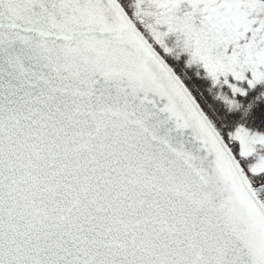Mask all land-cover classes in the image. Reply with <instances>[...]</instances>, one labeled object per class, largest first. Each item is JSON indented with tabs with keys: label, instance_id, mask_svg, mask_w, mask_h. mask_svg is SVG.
<instances>
[{
	"label": "water",
	"instance_id": "water-1",
	"mask_svg": "<svg viewBox=\"0 0 264 264\" xmlns=\"http://www.w3.org/2000/svg\"><path fill=\"white\" fill-rule=\"evenodd\" d=\"M0 264H264V208L115 0H0Z\"/></svg>",
	"mask_w": 264,
	"mask_h": 264
},
{
	"label": "trees",
	"instance_id": "trees-1",
	"mask_svg": "<svg viewBox=\"0 0 264 264\" xmlns=\"http://www.w3.org/2000/svg\"><path fill=\"white\" fill-rule=\"evenodd\" d=\"M117 1L188 87L220 135L238 155L264 205V170L253 172L259 165V157L264 156V142L257 144V153L244 159L235 138L240 129L264 136V79L250 84L249 76L237 82L231 75L212 74L206 64L194 56L195 47L192 42H186L185 34L172 31L162 22L169 19L170 14L162 11L153 0ZM176 14L171 16L175 19L182 15Z\"/></svg>",
	"mask_w": 264,
	"mask_h": 264
},
{
	"label": "rangeland",
	"instance_id": "rangeland-1",
	"mask_svg": "<svg viewBox=\"0 0 264 264\" xmlns=\"http://www.w3.org/2000/svg\"><path fill=\"white\" fill-rule=\"evenodd\" d=\"M158 2V6L167 12L175 11L174 7L183 2L190 6L179 20L170 17L162 22L175 23L187 33V41L193 42L196 49L194 56L204 62L212 74L230 73L235 78H242L249 72L252 79L264 77V4L259 0ZM219 59L221 61L216 62ZM262 137L240 129L235 137L240 153L243 156L253 154L255 146L264 141ZM259 158L260 168H264V156Z\"/></svg>",
	"mask_w": 264,
	"mask_h": 264
}]
</instances>
